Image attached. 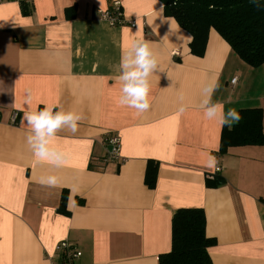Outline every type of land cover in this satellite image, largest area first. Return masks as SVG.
Here are the masks:
<instances>
[{
    "label": "crops",
    "instance_id": "crops-1",
    "mask_svg": "<svg viewBox=\"0 0 264 264\" xmlns=\"http://www.w3.org/2000/svg\"><path fill=\"white\" fill-rule=\"evenodd\" d=\"M113 3L134 26L101 18ZM139 37L161 69L142 114L118 103L120 58ZM190 41L159 0H0V264H51L65 240L81 253L75 264H158L181 208L204 211L212 264H264V143L219 154L222 127L199 106L218 78L213 102L261 109L264 134V64L248 66L213 29L203 55ZM45 105L84 117L53 141L67 154L60 168L37 162L26 143L22 117ZM109 134L120 138V161L103 162ZM208 155L219 172L205 167ZM45 175L59 185H41Z\"/></svg>",
    "mask_w": 264,
    "mask_h": 264
},
{
    "label": "trees",
    "instance_id": "trees-1",
    "mask_svg": "<svg viewBox=\"0 0 264 264\" xmlns=\"http://www.w3.org/2000/svg\"><path fill=\"white\" fill-rule=\"evenodd\" d=\"M165 15L173 17L191 35L190 51L203 55L207 37L215 30L248 66L264 64V0H159ZM22 5L27 3L20 1ZM211 6V7H210ZM242 119L230 129L222 127L219 154L229 147L264 143L259 108L240 109ZM146 181L153 185L155 169L148 168ZM222 182L219 176L208 185ZM213 243L205 235L201 208L178 209L172 218L171 248L158 264H212L207 249Z\"/></svg>",
    "mask_w": 264,
    "mask_h": 264
},
{
    "label": "clouds",
    "instance_id": "clouds-1",
    "mask_svg": "<svg viewBox=\"0 0 264 264\" xmlns=\"http://www.w3.org/2000/svg\"><path fill=\"white\" fill-rule=\"evenodd\" d=\"M211 7V6H210ZM80 50H77V56ZM160 69L159 57L152 46V42L139 37L132 41L128 49L121 55L118 65V80L121 84V95L118 103L136 110L137 114L147 112L151 107L149 99L151 92L150 77ZM235 83V81H233ZM218 78L210 80L202 89V98L199 106L203 109L205 118L209 121H216L221 127L229 129L242 119L235 108L227 111L224 105L213 102L212 96L219 89ZM179 113H184L188 105L185 101V94L178 93ZM27 104H31L29 94ZM84 119L83 115L75 111H65L56 105H45L42 109L29 110L24 113L22 123L26 124L29 134L26 143L32 150L37 162L47 163L55 168L67 164V154L54 144V139L62 130H70L75 133L78 124ZM219 161L217 157L208 155L205 167L211 171H218ZM41 185L55 187L59 185L60 178L57 175H45L39 179Z\"/></svg>",
    "mask_w": 264,
    "mask_h": 264
},
{
    "label": "built area",
    "instance_id": "built-area-1",
    "mask_svg": "<svg viewBox=\"0 0 264 264\" xmlns=\"http://www.w3.org/2000/svg\"><path fill=\"white\" fill-rule=\"evenodd\" d=\"M25 3H29L31 0H19ZM101 18L108 22L111 25H122L128 24L130 26H134L133 20H125L119 5L117 3H113V5L100 11ZM179 53L174 51L173 56H178ZM237 78L234 77L231 80V84H234L233 81L236 82ZM104 146L106 155L103 159V162L121 160L120 157V138L117 134H109L104 138ZM100 168V166H99ZM220 171L219 170L216 172ZM55 251L59 255V259L57 261H51V264H75L78 258L81 256L80 251L76 248L74 244L69 241H61L55 246Z\"/></svg>",
    "mask_w": 264,
    "mask_h": 264
}]
</instances>
